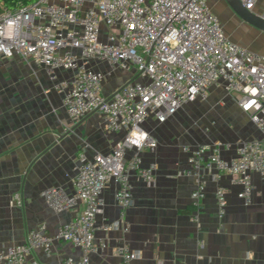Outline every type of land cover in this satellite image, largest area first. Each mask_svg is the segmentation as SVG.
Listing matches in <instances>:
<instances>
[{"label": "built area", "instance_id": "2783aa9c", "mask_svg": "<svg viewBox=\"0 0 264 264\" xmlns=\"http://www.w3.org/2000/svg\"><path fill=\"white\" fill-rule=\"evenodd\" d=\"M241 1L250 10L258 2ZM0 55L19 56L44 69L72 121L98 113L107 131L123 134L109 151L79 156L73 192L59 186L43 190L53 212L77 209L76 215L52 234L44 224L29 229L22 242L0 250V264H40L28 257L40 248L49 254L56 241L69 242L82 253L59 264H91V254L108 246L105 238H96L97 228L129 229L125 218L133 203L131 175L155 183L158 164L143 165L142 153L158 140L145 123L149 118L165 122L188 103L206 100L213 85L236 98L261 137L239 142L230 159L222 155L232 147L227 141L183 146L189 167L180 173L197 178L193 220L198 221L205 196L204 168L228 174L240 186L238 197L245 205L252 203V173L264 179V55L231 39L208 0H0ZM118 70L136 77L106 96V77ZM111 181L117 185L119 216L97 227L102 193ZM216 197L222 217L227 205L223 187ZM115 253L118 264H137L141 256L125 243Z\"/></svg>", "mask_w": 264, "mask_h": 264}, {"label": "crops", "instance_id": "0c3cea01", "mask_svg": "<svg viewBox=\"0 0 264 264\" xmlns=\"http://www.w3.org/2000/svg\"><path fill=\"white\" fill-rule=\"evenodd\" d=\"M208 3L218 16L217 6L228 13L229 29L228 21L219 18L231 39L264 55V31L242 20L226 0ZM254 11L264 14V0H258ZM102 68L108 70L106 65ZM134 77L124 70L108 74L104 94L110 96L117 86ZM205 101L204 112L209 118L203 134L184 132V119L194 109L187 105L165 122L149 118L145 123L158 140L155 148L142 153L143 165L158 164L155 183L149 185L131 175L133 203L125 218L129 229L104 232L97 228L96 238H105L108 246L91 254V264H118L115 247L123 243L140 252L137 264H264V179L259 173H252V203L245 205L237 195L240 186L232 184L228 174L215 168L202 169L205 196L199 219L193 220L197 210L192 193L197 178L180 173L189 167L183 146L227 141L232 147L223 149L222 155L230 159L236 155L239 142L261 137L249 114L222 86H211ZM96 115L72 121L44 69L19 56L0 55V250L22 242L29 229L42 224L52 234L76 215L77 209L53 212L42 192L51 186L73 192L72 177L79 156L107 152L122 138V132L107 131L101 115ZM116 187L111 181L102 193L97 227L119 216ZM218 187L225 189L227 199L222 217L218 216ZM81 254L71 243L56 241L49 254L40 248L28 259L59 264Z\"/></svg>", "mask_w": 264, "mask_h": 264}, {"label": "rangeland", "instance_id": "374dc122", "mask_svg": "<svg viewBox=\"0 0 264 264\" xmlns=\"http://www.w3.org/2000/svg\"><path fill=\"white\" fill-rule=\"evenodd\" d=\"M214 9L219 14L223 22L225 20L226 22L228 21L229 15L227 12H225V10H222L219 6L215 7ZM230 26H231V23H229L228 21V25L226 26V29H229L228 27ZM116 84H118V82H116ZM205 104H206V101L201 100V99H196L187 104V106L194 107V109L191 108V113L189 114L188 118L184 119L185 121L184 132L186 134H199V133L203 134V131L205 130V124L207 123L208 118H209L208 113L204 112ZM96 116L98 117L99 114Z\"/></svg>", "mask_w": 264, "mask_h": 264}, {"label": "water", "instance_id": "95a60500", "mask_svg": "<svg viewBox=\"0 0 264 264\" xmlns=\"http://www.w3.org/2000/svg\"><path fill=\"white\" fill-rule=\"evenodd\" d=\"M226 2L242 20L264 31V16L246 8L241 0H226Z\"/></svg>", "mask_w": 264, "mask_h": 264}, {"label": "trees", "instance_id": "16d2710c", "mask_svg": "<svg viewBox=\"0 0 264 264\" xmlns=\"http://www.w3.org/2000/svg\"><path fill=\"white\" fill-rule=\"evenodd\" d=\"M7 2H9L10 0H6Z\"/></svg>", "mask_w": 264, "mask_h": 264}]
</instances>
